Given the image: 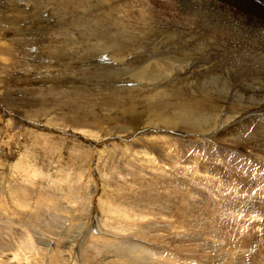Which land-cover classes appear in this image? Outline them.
<instances>
[{
  "label": "rangeland",
  "instance_id": "obj_1",
  "mask_svg": "<svg viewBox=\"0 0 264 264\" xmlns=\"http://www.w3.org/2000/svg\"><path fill=\"white\" fill-rule=\"evenodd\" d=\"M263 72L264 0H0V264H264Z\"/></svg>",
  "mask_w": 264,
  "mask_h": 264
},
{
  "label": "bare ground",
  "instance_id": "obj_2",
  "mask_svg": "<svg viewBox=\"0 0 264 264\" xmlns=\"http://www.w3.org/2000/svg\"><path fill=\"white\" fill-rule=\"evenodd\" d=\"M260 3H258V5H259ZM209 9V8H208ZM191 10V9H190ZM209 18V17H208ZM214 23V21H213V19L212 18H209V20L208 21H205L204 23H205V25H204V29H205V33L207 34V29ZM225 24V23H224ZM227 25V24H226ZM228 26V25H227ZM216 28V27H215ZM238 29V28H237ZM232 30V29H231ZM236 35H237V32H236ZM191 37L193 36V35H190ZM193 38V37H192ZM195 39V38H194ZM238 40V39H237ZM236 40V41H237ZM255 40V39H254ZM238 42V41H237ZM259 42V41H258ZM219 44H221L222 45V43H219ZM235 44H236V42H235ZM213 50V49H212ZM215 50V49H214ZM213 50V51H214ZM232 52V51H231ZM210 54H212V53H210ZM217 55V54H216ZM192 56V55H191ZM197 56V55H196ZM213 56V55H212ZM210 57V56H209ZM252 59H254V58H252ZM257 60H259V58L257 59ZM256 60V61H257ZM255 61V62H256ZM258 62V61H257ZM164 63V62H163ZM149 67H147V69H148ZM258 68H261V67H258ZM144 70H142V71H140L139 73H137L139 76L138 77H140V78H143V79H147V80H154L157 76H155L154 75V73L152 72V70H151V72L150 73H144L143 72ZM165 72V71H164ZM160 73V72H159ZM134 74H136V73H134ZM136 74V75H137ZM252 77H254L256 74H257V71H254V72H252V73H249ZM263 74H264V72H263ZM160 75V74H159ZM261 76V74L259 73L258 74V76ZM262 77V76H261ZM258 79V78H257ZM155 80H157V79H155ZM154 80V81H155ZM239 93V92H238ZM227 95V94H226ZM234 95V98H235V96H236V93H234L233 94ZM242 97V96H241ZM240 99V98H239ZM233 101V100H232ZM231 102V101H230ZM183 111V110H182ZM188 113H182L181 115H179V117L181 118V120L182 121H184V120H186V117H188ZM232 117H230V121H232L233 120V118L231 119ZM175 120V119H174ZM173 120V121H174ZM173 121H171L170 119H168V122L170 123V124H172V125H175L174 123H173ZM228 119H226L225 121H222L224 124H227L228 122ZM181 123V122H180ZM179 125V124H178ZM191 125L192 126H194V127H196V128H200L201 129V127H202V123L201 122H199V121H192L191 122ZM200 131H202V130H200ZM204 132V131H203ZM257 133H262V132H264V128H260V129H258L257 131H256ZM262 144V146L264 147V141L261 143ZM259 185H261L260 183H259ZM264 185V184H263ZM211 191H213V190H211ZM249 192H250V190H249ZM255 192V191H254ZM247 193V192H246ZM252 192H250V194H251ZM251 195H253V193L251 194ZM258 195V194H257ZM184 197V196H183ZM183 203V202H182ZM210 203H211V200H210ZM207 204V203H206ZM205 206V205H204ZM215 207H217V206H215ZM207 209V208H206ZM243 210V209H242ZM250 213V212H249ZM251 214V213H250ZM264 214V213H263ZM263 214H261V215H263ZM211 216V215H210ZM212 219V218H211ZM213 220V219H212ZM214 221V220H213ZM216 221V220H215ZM212 222V221H211ZM145 227V226H144ZM212 228V227H211ZM219 228V227H218ZM215 230V229H214ZM223 232V231H222ZM228 234H230V233H228ZM225 235V234H224ZM226 237V236H225ZM28 254V253H27ZM31 257V256H30ZM137 257H139L140 258V255L139 256H137ZM76 258V257H75ZM143 260H144V257H141Z\"/></svg>",
  "mask_w": 264,
  "mask_h": 264
},
{
  "label": "built area",
  "instance_id": "obj_3",
  "mask_svg": "<svg viewBox=\"0 0 264 264\" xmlns=\"http://www.w3.org/2000/svg\"><path fill=\"white\" fill-rule=\"evenodd\" d=\"M216 234V233H215Z\"/></svg>",
  "mask_w": 264,
  "mask_h": 264
}]
</instances>
